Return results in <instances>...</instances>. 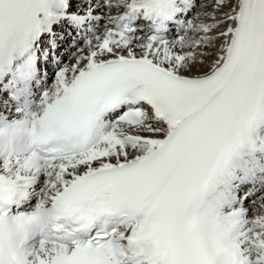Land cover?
<instances>
[{"label": "snow or ice", "instance_id": "obj_1", "mask_svg": "<svg viewBox=\"0 0 264 264\" xmlns=\"http://www.w3.org/2000/svg\"><path fill=\"white\" fill-rule=\"evenodd\" d=\"M209 3L0 0V264H264V0Z\"/></svg>", "mask_w": 264, "mask_h": 264}, {"label": "clouds", "instance_id": "obj_2", "mask_svg": "<svg viewBox=\"0 0 264 264\" xmlns=\"http://www.w3.org/2000/svg\"><path fill=\"white\" fill-rule=\"evenodd\" d=\"M2 246L6 253L11 250L13 256L16 255L14 235L10 233L9 226L7 223H5L3 226ZM97 259L100 261V264H108V261L103 257H98Z\"/></svg>", "mask_w": 264, "mask_h": 264}, {"label": "bare ground", "instance_id": "obj_3", "mask_svg": "<svg viewBox=\"0 0 264 264\" xmlns=\"http://www.w3.org/2000/svg\"><path fill=\"white\" fill-rule=\"evenodd\" d=\"M202 3V4H207L208 7H205V8H200L199 11H202V12H211L212 11V7H211V4H208L209 0H198V3ZM71 63H75V60H72L70 61Z\"/></svg>", "mask_w": 264, "mask_h": 264}]
</instances>
